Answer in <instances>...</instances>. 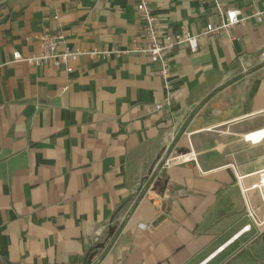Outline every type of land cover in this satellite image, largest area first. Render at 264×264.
<instances>
[{
    "label": "crops",
    "instance_id": "0c3cea01",
    "mask_svg": "<svg viewBox=\"0 0 264 264\" xmlns=\"http://www.w3.org/2000/svg\"><path fill=\"white\" fill-rule=\"evenodd\" d=\"M137 2L0 0V264H84L145 180L98 264H264V201L243 193L264 170V139L243 138L264 129V0H222L247 17L231 39L169 51L173 107L160 111L167 91L143 54H82L70 73L11 63L39 54L40 33L81 52L142 46ZM149 4L173 37L217 22L212 0ZM165 151L196 161L174 159L159 190L147 178Z\"/></svg>",
    "mask_w": 264,
    "mask_h": 264
},
{
    "label": "built area",
    "instance_id": "2783aa9c",
    "mask_svg": "<svg viewBox=\"0 0 264 264\" xmlns=\"http://www.w3.org/2000/svg\"><path fill=\"white\" fill-rule=\"evenodd\" d=\"M137 1L135 9L142 22V31L140 33V37L144 42V45L142 46L134 44L132 48L128 50L106 49L96 50L94 52H81L79 50L72 49L68 45L66 36L63 32L40 33L36 37L40 44L39 54L31 57H24L19 52H15L11 63L27 62L32 66H41L51 63L56 67H64L66 72L70 73L72 71V67L69 63L76 60L78 56L82 54L101 57L113 54L117 56L128 53L143 54L148 56L153 64L158 65L159 77L163 83L164 89L167 91L163 103L156 106V110L160 111L163 107H173V100L170 93L171 65L168 60L169 51L176 46H186L190 52L196 53L199 49L200 39L202 37H208L213 34L224 32L227 37L231 39L232 30L235 27L244 24L247 20V17L241 16L240 10L226 9L222 0H212L216 9L217 22L208 24L207 27L198 34H191L187 30H183L180 35L173 37L160 31L158 18L153 13L149 0ZM253 17H255L259 22H264V11H257ZM55 19L58 18L55 17ZM67 90L68 87L64 88V91ZM243 138L247 142L257 144L264 139V129L248 133ZM174 159L181 162L189 160L196 161V157L193 153L172 158V156L167 157L165 151L155 162L147 179L150 180L155 177L153 179V182H155L157 176L161 174L165 168L169 167L170 163ZM240 179L241 178H238V181H240ZM145 181H143L136 197L131 202L127 203L126 208L117 216L116 221L118 224H122L127 215L137 206L141 195L144 193V187L146 184ZM249 190L259 192L262 200L264 201V170L260 172L258 181L255 182L251 188L243 190V193H246ZM247 207L249 216L254 218L255 213L252 209H250L248 202ZM248 228L249 226H246L243 230Z\"/></svg>",
    "mask_w": 264,
    "mask_h": 264
},
{
    "label": "trees",
    "instance_id": "16d2710c",
    "mask_svg": "<svg viewBox=\"0 0 264 264\" xmlns=\"http://www.w3.org/2000/svg\"><path fill=\"white\" fill-rule=\"evenodd\" d=\"M171 148L168 150V152L167 153H170L171 152ZM163 176H164V172H162L161 174H159L158 176H157V179H156V181H155V183H154V185H155V187L157 188V189H162L163 188V186H165V184H166V181H164V178H163ZM155 177H153L152 179H150L149 181L150 182H152L153 181V179H154ZM146 187L144 188V192L146 191ZM144 196V193L141 195V197H140V199H139V201L142 199V197ZM127 204L125 203L118 211H117V213L115 214V218L113 219V221L111 222V225H110V227H116L117 229H116V233H115V235L108 241V243H107V245H106V247L105 248H103V249H98L97 251H96V255L94 256V258H93V261H92V263L91 264H98V262L105 256V254L107 253V251L112 247V244L116 241V239L118 238V236L120 235V233H121V231L123 230V228H124V226H125V224L127 223V221H128V219L130 218V216L132 215V213L134 212V210L136 209V207L127 215V217L125 218V220L123 221V223L122 224H118L117 223V221H116V218H117V216L119 215V213L122 211V209L126 206ZM138 205V204H137ZM93 252V249L90 251V253H89V255L87 256V258L85 259V263L84 264H88V258H89V256H90V254ZM100 254V256L98 257V255ZM96 257H98L97 258V260H94Z\"/></svg>",
    "mask_w": 264,
    "mask_h": 264
},
{
    "label": "water",
    "instance_id": "95a60500",
    "mask_svg": "<svg viewBox=\"0 0 264 264\" xmlns=\"http://www.w3.org/2000/svg\"><path fill=\"white\" fill-rule=\"evenodd\" d=\"M166 185H167V182H166ZM116 229H117V228H116L115 226L109 228V233H108L107 239H106L104 242L97 244V245L93 248V252L90 254V256H89V258H88V264H91V263H92L93 258H94V256L96 255V251H97L98 249H103V248L106 247L108 241H109V240L115 235V233H116ZM4 263H5V261H4Z\"/></svg>",
    "mask_w": 264,
    "mask_h": 264
}]
</instances>
